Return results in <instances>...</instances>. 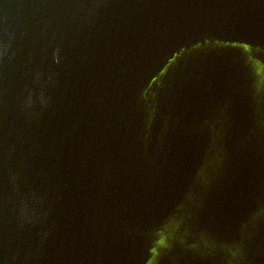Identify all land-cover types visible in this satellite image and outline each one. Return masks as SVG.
Listing matches in <instances>:
<instances>
[{"label":"water","instance_id":"1","mask_svg":"<svg viewBox=\"0 0 264 264\" xmlns=\"http://www.w3.org/2000/svg\"><path fill=\"white\" fill-rule=\"evenodd\" d=\"M0 264H264V0H0Z\"/></svg>","mask_w":264,"mask_h":264}]
</instances>
